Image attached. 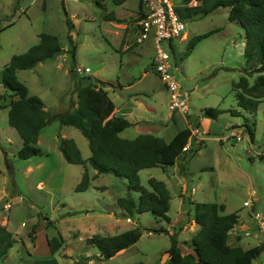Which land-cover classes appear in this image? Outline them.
Returning a JSON list of instances; mask_svg holds the SVG:
<instances>
[{"label":"rangeland","instance_id":"rangeland-1","mask_svg":"<svg viewBox=\"0 0 264 264\" xmlns=\"http://www.w3.org/2000/svg\"><path fill=\"white\" fill-rule=\"evenodd\" d=\"M138 13L139 0H128L121 6L111 0H0V72L13 56L36 45L40 34L55 35L64 52L53 61L17 72L30 96L38 97L52 116L63 114L76 103L72 68L89 69V73L77 74V81L90 77L93 81L118 83L121 90L114 98L117 106L126 96L135 95L133 102L143 117L156 124L168 123L161 129L129 127L119 135L121 138L133 140L148 133L167 142L176 131L188 127L183 121H174L169 111V94L151 70L153 36L142 44L136 41ZM106 14L114 20H105ZM227 16L228 9L219 8L207 17L185 20L184 38L165 45L173 55L171 71L187 99L186 119L191 128L198 129L191 140L193 149L202 145L194 157L177 166L139 172V185L147 190L150 178L166 185L170 194L169 222L151 213L126 215L116 200L130 197L137 201L138 194L127 189L125 179L98 175L89 164L65 162L58 147L60 138L72 139L84 160L91 154L82 134L60 125L57 119L39 133L36 147L40 153L20 159L17 153L23 144L7 120L6 106L15 98L0 85V106L6 107L0 111V225L15 241L0 264H34L36 259L49 255L47 240L59 236L64 245L54 255L57 264H165L170 235L176 233L183 253L191 251L190 240L199 227L193 222L189 202L224 204L226 214L238 215L225 252L237 246L246 250L260 244L243 202L252 195L253 209L264 214V100L254 114L237 106L232 84L246 76L253 85L257 75L249 73L254 65H246L244 60L243 29L230 23ZM211 31L215 32L198 42L186 56L188 42ZM72 46L74 63L67 53ZM118 89L107 87L106 91L115 97L113 92ZM149 108L151 111H146ZM206 108L222 114L216 120L205 119L201 111ZM229 111H237L240 116H232ZM253 123L251 142L244 125L252 127ZM239 135L244 138L237 142L235 137ZM227 137V141L222 140ZM85 170L89 187L77 193L75 188ZM126 218L132 220L130 224ZM107 219L110 222L104 225L116 223L117 230L91 228L90 224ZM135 227L142 230V236L113 260H98L97 249L86 245L92 235L115 236ZM161 228L168 233L146 232ZM258 263L257 257L252 264Z\"/></svg>","mask_w":264,"mask_h":264},{"label":"trees","instance_id":"trees-1","mask_svg":"<svg viewBox=\"0 0 264 264\" xmlns=\"http://www.w3.org/2000/svg\"><path fill=\"white\" fill-rule=\"evenodd\" d=\"M128 0H111L116 6L123 5ZM195 6H188L191 2ZM219 8H227V20L239 25L244 32L243 56L246 65H254L250 74L257 77L253 85L249 84L246 76H241L232 84V91L237 106L249 113H256L259 104L264 100V0H184V6L177 9L182 20L195 17L203 18ZM143 15V6L139 2L138 20ZM105 20H114L111 14H106ZM215 31L193 37L187 44L186 56L195 45L211 36ZM36 45L25 53L13 56L0 72V85L12 97L8 108V125L14 129L22 147L17 155L25 160L36 156L40 150L36 147L38 136L42 129L57 119L62 126L77 129L88 141L90 157L82 158L79 148L72 139H59V151L70 165L89 166L96 174H110L116 178L125 179L127 189L138 194V200L132 198H118L117 206L123 212L132 216L134 213H151L155 218L168 221L170 194L166 185L154 178L148 180L149 190L139 185V172L151 168L173 167L178 162L192 158L199 151L193 149L190 140L191 131L188 128L179 129L168 142L151 134L139 135L133 140L121 138L119 135L132 124L122 117H112L115 104L109 97L106 88H121L120 84L93 81L90 77H83L77 81V74L72 68L76 81V103L73 108L63 114L52 116L44 109L43 102L35 96H30L28 89L18 80L17 72L33 69L37 64L50 62L61 53L59 39L55 35L40 34ZM74 63L75 47L67 50ZM71 71V72H72ZM70 72V73H71ZM0 106V111L3 108ZM238 117L237 111H229ZM222 111L206 108L201 111L205 119L216 120ZM254 123L252 127L244 125L251 142L254 141ZM190 142L189 149L183 151ZM89 176L85 170L81 182L75 192L87 191ZM193 210V222L199 227L197 233L190 240L191 251L183 253L179 247L176 233L169 236L170 247L167 250L165 264H252L263 251L261 246L242 249L233 247L225 252L230 233L238 224L236 213H225V205L209 202H189ZM47 220V219H46ZM155 234L165 233L167 230H149ZM33 233H30L32 236ZM142 236L138 227L115 236L93 235L86 240L87 246H92L99 252V260H110L117 253L135 245ZM12 234L0 225V261L8 256L14 244ZM64 240L61 236L47 240L49 255L36 259L34 264H57L54 255L62 248ZM74 264H80L78 262ZM134 264H144L142 262Z\"/></svg>","mask_w":264,"mask_h":264},{"label":"built area","instance_id":"built-area-1","mask_svg":"<svg viewBox=\"0 0 264 264\" xmlns=\"http://www.w3.org/2000/svg\"><path fill=\"white\" fill-rule=\"evenodd\" d=\"M174 1L178 3L176 6ZM139 2L143 6L144 16L138 20V36L136 41L138 44H142L150 35L153 36V71L157 74L169 94L170 113L186 119L189 112L187 99L179 82L171 71V55L166 49L167 46H165L169 41L184 38L185 22L177 12L178 8L184 6V0H139ZM191 3L188 6H192ZM75 72L78 75H83L90 71L89 69L78 68ZM188 129L191 131L190 140H192V137L197 136L198 129L191 127H188ZM243 138L240 135L235 137L237 142L242 141ZM228 139L229 137L222 140L227 141ZM189 146L190 142L184 147L183 151L189 149ZM243 207L248 209L250 220L259 238L260 244L258 246L263 248V251L258 257V264H264V214L253 209L252 195L248 200L243 202Z\"/></svg>","mask_w":264,"mask_h":264},{"label":"crops","instance_id":"crops-1","mask_svg":"<svg viewBox=\"0 0 264 264\" xmlns=\"http://www.w3.org/2000/svg\"><path fill=\"white\" fill-rule=\"evenodd\" d=\"M244 51V50H243ZM170 55H171V53H170ZM171 57V60H172V58H173V55L172 56H170ZM153 58H154V56H153ZM153 58H152V60H151V64H150V66H151V70H152V72L157 76V74L153 71ZM158 77V76H157ZM159 78V77H158ZM164 86V85H163ZM114 90V89H113ZM120 90H121V88H119L118 89V92L117 91H114L113 92V95L115 96L117 93H119L120 92ZM117 96L118 95H116L115 97H111L110 95H109V97L111 98V100L114 102V98H117ZM132 96H135V95H132ZM132 96H126L122 101H120L119 102V104H118V106L116 105V103L114 102V104H115V111H114V114L112 115V117L114 116V117H116V115L117 116H120V117H122V118H124V119H126V120H128L132 125L130 126V128L131 127H136V128H140V127H142V128H159V129H161V128H163V125H167L168 123L167 122H165V121H161L160 123H154V122H152V121H150L149 119H146V117H143V114H142V112L138 109V106L136 105V102H133V100H135L134 99V97L132 98ZM130 97V98H129ZM146 111H148V112H150L151 111V108H149L148 110H146ZM171 116H173V118L175 119L174 121H176L177 123L178 122H180V121H183L186 125H187V127H190V125H189V121L187 120V119H185V118H183L182 116H178V115H172L171 114ZM200 119H201V117H199ZM174 121H172L173 122V124H176ZM204 122H207V121H204ZM189 125V126H188ZM207 128L209 127V124L207 123V125H205ZM144 130V129H143ZM156 130V129H155ZM158 130V129H157ZM177 132V131H176ZM140 133H143L142 131L140 132ZM145 133V132H144ZM146 134H148V133H146ZM141 135H144V134H141ZM175 135V134H174ZM173 135V136H174ZM172 136V137H173ZM172 137L170 138V140L172 139ZM169 140V141H170ZM168 142V141H167ZM38 143V142H37ZM178 165V163H176L175 164V166H177ZM192 192H193V190H192ZM191 192V193H192ZM63 205V204H62ZM112 213V212H111ZM103 219H106V218H103ZM65 221V219H60V222H64ZM132 220L130 219V218H126L125 219V222L127 223V224H130V222H131ZM105 222L107 223V222H110L109 221V219H107V220H105L104 222H96L94 225H92V224H90L91 225V228L92 227H95L94 228V230L96 231V229L97 228H99V227H102V228H110V229H114V230H117V228H118V226L116 225V223H110V227H107V226H105L104 224H105ZM116 222H118V220H116ZM246 235H248L249 234V232H246L245 233ZM74 235H77V234H73L72 236H74ZM93 236V235H92ZM128 250V249H127ZM126 252V250H124V251H121V252H119V253H117L113 258H111L110 260H113V259H115V258H117V257H119V256H122L124 253ZM70 257V256H69ZM100 258H99V256H98V260H99ZM100 262V261H99ZM91 263V262H90Z\"/></svg>","mask_w":264,"mask_h":264},{"label":"water","instance_id":"water-1","mask_svg":"<svg viewBox=\"0 0 264 264\" xmlns=\"http://www.w3.org/2000/svg\"><path fill=\"white\" fill-rule=\"evenodd\" d=\"M64 52L63 50H61V53ZM71 76H72V79H74V76H73V71L71 72Z\"/></svg>","mask_w":264,"mask_h":264}]
</instances>
